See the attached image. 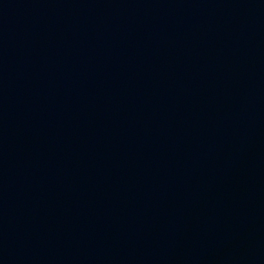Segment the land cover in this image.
<instances>
[{
  "label": "water",
  "instance_id": "obj_1",
  "mask_svg": "<svg viewBox=\"0 0 264 264\" xmlns=\"http://www.w3.org/2000/svg\"><path fill=\"white\" fill-rule=\"evenodd\" d=\"M0 264H264V0H0Z\"/></svg>",
  "mask_w": 264,
  "mask_h": 264
}]
</instances>
